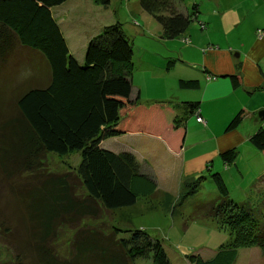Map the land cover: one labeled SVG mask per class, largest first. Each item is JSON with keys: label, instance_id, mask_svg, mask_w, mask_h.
Listing matches in <instances>:
<instances>
[{"label": "trees", "instance_id": "16d2710c", "mask_svg": "<svg viewBox=\"0 0 264 264\" xmlns=\"http://www.w3.org/2000/svg\"><path fill=\"white\" fill-rule=\"evenodd\" d=\"M66 1L0 0V74L13 54L19 55L15 53L19 48L40 55L50 72L45 85L30 86L12 97L0 88V264H133L150 257L151 264H170L162 242L143 229L112 225L83 229L75 224L76 218L78 223L100 221L103 213L133 207L139 198L153 205L156 185L140 174L135 157L103 150L101 142L145 133L161 138L178 153L186 128L172 103H142L138 96L131 98L134 52L121 24L106 26L91 39L83 64H78L51 14L52 8ZM93 1L108 6L112 0ZM179 2L139 0L141 9L161 27L162 38L184 42L198 9L194 6L191 16L182 14ZM225 77L234 87L241 85L238 74ZM178 86L196 90L199 82L179 80ZM184 105L197 115L198 102ZM244 117L242 110L237 112L226 130L235 129ZM249 141L264 155V128ZM73 153L81 158L74 169L77 184L46 173L44 161L49 154L62 158ZM220 156L226 166L231 165L237 159V148ZM207 178L215 185L218 199L196 205L184 218V226L211 221L227 233L230 242L218 246L209 260L190 255L187 261L234 264L239 249L253 247L264 258V222L257 218V213H264V195L257 201L249 196L236 202L221 175L211 173L186 181L178 204L189 196L191 186ZM78 196H82L80 201ZM171 211L177 213L175 208ZM71 231L73 236L65 242ZM120 234L128 237L119 239Z\"/></svg>", "mask_w": 264, "mask_h": 264}, {"label": "crops", "instance_id": "0c3cea01", "mask_svg": "<svg viewBox=\"0 0 264 264\" xmlns=\"http://www.w3.org/2000/svg\"><path fill=\"white\" fill-rule=\"evenodd\" d=\"M125 6L126 2L121 0H112L108 6H98L93 0H67L51 9L52 17L60 28L69 53L78 64L82 65L84 62L89 41L98 36L104 27L119 23L123 28L119 11L123 7L125 11L127 9ZM197 7L199 14V4ZM178 10L185 14L180 5ZM222 11L216 0L212 5L207 23H199L205 26L210 25L211 21L225 15L221 13ZM130 14L139 17L138 27L144 28L150 24L149 19H145L140 13L134 14L130 11ZM232 17L233 15H230L229 19L232 20ZM197 19L199 20V16ZM136 32L139 30L137 29ZM139 33L143 35V31ZM242 39L239 38V41ZM252 39L249 47L240 51L238 57H242V60L234 59L233 46L220 49L209 45V48L202 49L201 53L194 46H185L178 50V56L170 57L173 60L170 68L158 67L150 59H143L139 68L141 71L137 72L139 80L135 81V74H132L131 98L135 99L138 96L142 103L155 100L172 103L176 115L185 121L186 128L183 148L178 153L171 151L161 138L145 133H127L110 138L116 140L113 147L103 149L115 154L133 155L139 163L140 174L155 183L154 197L157 201L153 200V205H150V210L146 213L155 210L157 204L168 210L176 209L184 183L199 176H205L207 173L221 175L234 201L241 202L249 196L257 198L256 188L264 182V155L250 144L249 138L257 130L264 128V119L258 117L259 111H264V89H262L264 87V30L260 35L253 34ZM241 46L245 47L242 44ZM16 52L20 56L37 57L35 59L37 65L45 62L40 55L30 50L19 48ZM193 57L197 59L193 60ZM172 73L176 77L174 81L177 85L174 88L171 87L168 94L166 80ZM1 74L4 75V73ZM235 74H238L241 79V85L238 87L232 85L229 77L222 78L224 75ZM49 76L50 74L45 84ZM179 80H197L199 88L183 90L178 86ZM174 81H171V86ZM186 91L190 93H185ZM184 95L190 102L199 103L197 114L202 117L203 123H198L197 115L191 114L184 105L186 102L182 100ZM222 103L224 109L220 110L218 105ZM240 110L245 115L241 124L227 131L229 122ZM247 122H249L248 125H245ZM231 148H237L238 156L233 164L226 166L220 155ZM176 212L178 213V209ZM179 214L184 215L183 212ZM143 230L147 232L146 229ZM226 238L225 241L228 240ZM216 251L209 250L211 254L206 260L213 258ZM241 251L238 250L236 261Z\"/></svg>", "mask_w": 264, "mask_h": 264}, {"label": "rangeland", "instance_id": "374dc122", "mask_svg": "<svg viewBox=\"0 0 264 264\" xmlns=\"http://www.w3.org/2000/svg\"><path fill=\"white\" fill-rule=\"evenodd\" d=\"M215 2L216 0H180L179 5L185 11V14L191 16L193 7L198 4L200 8L199 20L190 22L188 31L183 37L190 40V43L186 44L178 38L172 40L162 38L161 27L153 17L141 9L139 0L127 1L125 6L127 9L124 11L123 7L119 11V16L120 22L123 24V31L133 46V74H135V81L139 80L138 74L141 71L139 68L143 59H150L155 66L166 68L168 62H173L170 57L174 56L175 58V56H178V50L185 46H194L200 50V53L202 49L209 48V45L220 49H228L229 46H233L235 48L232 52L234 59L242 60V57H238L240 56V51H244L246 47H249L253 40V34H256V36L260 35L261 30H264V3L262 0H218L223 10L221 13L225 15L221 18L217 17V19L210 22V25L205 26L203 23H207L212 5ZM130 11H133L134 14L140 13L142 17L149 19L150 24L144 28L138 27L140 19L136 15H131ZM230 15H233L232 20L229 19ZM134 22L136 23L134 24ZM137 29L139 32L143 31V35L136 32ZM239 38L243 39L239 41ZM241 44L245 47L243 48ZM36 58L13 54L10 61L7 62V67L3 70L4 75L0 74V88L5 89L6 95L12 97L13 94L30 86L39 87L45 85L48 74H50L49 67L45 62L37 65L35 63ZM192 59L196 60L197 57ZM172 80H176L174 73L170 74L166 80L169 88V90L167 89L168 94L171 91V87L174 88L177 85L174 81L173 86H171ZM185 93L190 92L186 91ZM186 95H184L182 100L190 102L187 100ZM218 107L222 110L224 109V104H219ZM248 123H245V125H248ZM107 140H105L106 142L103 141L104 143L101 142L102 146L100 147L102 149L109 148V146L113 147V143L116 141L115 139ZM80 161L79 153H73L62 158L55 154H49L45 157L44 168L46 173L53 177H68L70 183L77 184V181L73 180L74 169L78 167ZM208 175L207 173L205 176L208 177ZM190 189L189 196L184 202L180 201L181 203L176 207L178 213L173 215L171 210L158 204L155 210L146 213L150 210V205L139 198L133 207L103 213V219L100 221L78 223L76 218L75 224L79 227L82 225L81 228L83 229L95 226L106 229L111 225L115 228L130 230L143 228L147 230L150 236L160 241L162 240L163 248L170 264H190L186 259V256L190 255H198L206 260L208 259L207 256L211 254L208 252L209 250H217L221 242H227L228 244L230 241L229 239L225 241L227 233L218 231L215 224L211 221H197L187 227L184 226V218L192 212L196 205L215 202L218 199L217 189L209 178L202 181L199 185L191 186ZM75 190L77 191L78 188L75 187ZM256 193L258 194L255 199L257 201L264 195V182L258 185ZM77 198L80 201L82 196ZM154 200L157 201L155 197ZM179 212H183L184 215L182 216ZM257 214V218L263 223L264 213L259 212ZM73 233L74 231L68 233L64 241L68 242ZM127 237L128 234H120L118 236L119 239ZM239 250L242 251L234 264H264V258H262L259 248H242ZM133 264H151V257L136 259Z\"/></svg>", "mask_w": 264, "mask_h": 264}, {"label": "built area", "instance_id": "2783aa9c", "mask_svg": "<svg viewBox=\"0 0 264 264\" xmlns=\"http://www.w3.org/2000/svg\"><path fill=\"white\" fill-rule=\"evenodd\" d=\"M185 43H188V40H186V41H184ZM196 121L198 122V123H203V119H202V117L201 116H199L198 114H197V117H196Z\"/></svg>", "mask_w": 264, "mask_h": 264}, {"label": "water", "instance_id": "95a60500", "mask_svg": "<svg viewBox=\"0 0 264 264\" xmlns=\"http://www.w3.org/2000/svg\"><path fill=\"white\" fill-rule=\"evenodd\" d=\"M224 76H227V75H224ZM224 76H222V78H224ZM258 117H259L260 119H264V111H259V113H258Z\"/></svg>", "mask_w": 264, "mask_h": 264}]
</instances>
